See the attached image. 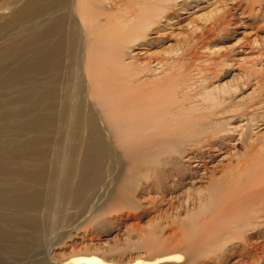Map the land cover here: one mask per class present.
<instances>
[{"label": "rangeland", "instance_id": "obj_1", "mask_svg": "<svg viewBox=\"0 0 264 264\" xmlns=\"http://www.w3.org/2000/svg\"><path fill=\"white\" fill-rule=\"evenodd\" d=\"M8 2L0 0V49L8 37ZM101 2L102 15L126 17V31L119 33L114 45L104 46L111 53L104 59L109 62L104 70L92 73L100 80L122 79L124 88L116 91V97L134 101L136 106L110 115L129 126L106 132L109 148L118 158L106 160L109 184L97 190L103 192L102 199H94L83 210L72 204L62 214L54 204L52 210L40 213L49 225L62 220L47 236L51 241L45 255L49 264H73L89 256L119 264L139 260L148 264H264V207L262 214L257 212L259 204L232 217L243 222L250 218V225L224 219L211 228L212 218L221 219V207L232 199L215 191L216 201L211 202L208 194L216 183L231 176L239 186L251 182L244 196L264 188L259 179H264V0ZM133 7L141 10L134 21L128 17ZM106 16L100 23L108 27ZM132 31L137 32L129 34ZM4 63L0 61V67ZM61 72L63 76L66 69ZM51 80L57 82L58 100L72 93V79ZM94 86L104 91L102 84ZM16 91L11 94L16 96ZM7 99L8 94L0 90L1 112L10 107ZM229 103L234 106L230 110H238L231 113V120L237 121H225L227 115H222L221 108ZM244 109L255 111L256 122L263 125L255 129L253 113L235 115ZM205 122L224 134L210 142L218 151L201 144L215 131L201 127ZM246 123L253 124L249 147L236 144ZM195 155L205 168H194L196 162L188 159ZM120 173L119 183H110ZM123 187L129 189L130 198L119 203L116 195ZM243 200H235L234 206ZM204 235L210 239L199 243ZM160 251L170 255L150 262ZM9 261L28 263H19V256Z\"/></svg>", "mask_w": 264, "mask_h": 264}, {"label": "bare ground", "instance_id": "obj_2", "mask_svg": "<svg viewBox=\"0 0 264 264\" xmlns=\"http://www.w3.org/2000/svg\"><path fill=\"white\" fill-rule=\"evenodd\" d=\"M8 1L9 13L5 25L8 37L4 47L0 49V61L5 62V66L0 67V90L1 93L8 94L5 102L10 106L3 112L0 111V264H11L9 258L14 256L20 257L19 263L49 264L45 256L49 249V237L62 220L59 218L56 223L49 225L40 213L43 209L52 210L54 204L60 206L62 214L72 204L83 210L94 199L103 196V192L97 190L99 187L104 190V186L109 184L105 180V167L107 161H112L116 156L109 148L110 138L105 136L106 132H113L118 126H129L127 122L115 120L110 115L120 114L136 106L134 101L116 97V91L124 88L122 79L100 80L92 73L105 69L109 61L104 59L111 53L104 46L119 41V33L126 31L124 24L127 20L126 17L102 15L99 12L102 0ZM129 9V19L136 20L141 10L134 7ZM104 16L107 17L104 22L110 24L108 27L100 23ZM109 27L112 28L108 29ZM64 68L66 73L62 76L60 73ZM51 79H72V93H66L58 100L57 82ZM97 84H102L104 91H98L94 86ZM14 89H17L16 96L11 94ZM224 96L232 99L229 93ZM58 101L62 104L58 105ZM233 107L229 103L221 108L222 115H227L224 117L225 121H237L231 120V113L238 112L230 110ZM251 113L252 110L244 109L235 115L246 117ZM253 114L255 117V111ZM256 117L255 129H258L263 124L257 123ZM250 124L252 123L244 124L246 131L236 144L250 146ZM70 127L71 130H68ZM201 127L215 130L208 136L210 138L207 142L201 143L214 148L210 142L221 139L224 134L220 135L222 132L217 131L219 128L213 123L205 122ZM9 137L11 139H7ZM167 149L169 148H165V151ZM215 151H218L216 146L213 152ZM212 155L209 157L213 158ZM188 160L196 162V169L206 167L202 164L201 157L196 155ZM232 178L233 176L216 183V188L208 193L210 201H216L214 198L217 196L213 194L215 191L231 195L232 199L221 207V219H216L215 216L212 218L214 225L211 224V228L217 227L215 224L224 219L240 226L250 225L253 223L250 218L243 222L232 217L251 206L260 204L257 212L262 214L264 188L244 196L243 192L251 182L239 186L238 179ZM262 178H259L261 187L264 186ZM121 179L120 173L110 183H119ZM231 185L234 187H227ZM129 192V189L121 188L119 195H116L118 202H127ZM237 199H244L242 205L234 206L233 202ZM220 232L222 231L216 232L217 235ZM226 233L231 234L230 231ZM209 239L208 235H204L199 243H205ZM169 255L167 251H160L150 262ZM72 263L119 264L104 261L98 256L82 257ZM134 264L148 262L139 260Z\"/></svg>", "mask_w": 264, "mask_h": 264}]
</instances>
